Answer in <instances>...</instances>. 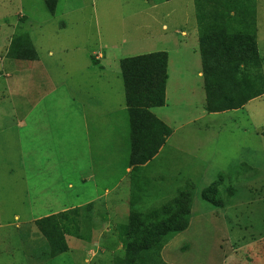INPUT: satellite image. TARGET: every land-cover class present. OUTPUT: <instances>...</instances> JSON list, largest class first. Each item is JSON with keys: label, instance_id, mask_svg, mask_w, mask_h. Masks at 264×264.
I'll return each mask as SVG.
<instances>
[{"label": "rangeland", "instance_id": "374dc122", "mask_svg": "<svg viewBox=\"0 0 264 264\" xmlns=\"http://www.w3.org/2000/svg\"><path fill=\"white\" fill-rule=\"evenodd\" d=\"M253 2L259 26L256 17L254 24L245 16L242 22L259 27L256 37L264 48V0ZM220 8L218 19L208 14L207 0H0V86L14 107L0 104V124L25 119L31 131L40 130L30 142L36 162L27 179L33 183L24 184L21 169L9 179L0 170V264H115L117 258L123 264H264V97L238 113H201L205 94L197 74L204 49L198 33L223 27ZM246 25L234 20L233 33ZM242 35L254 36L252 30ZM213 36L224 39L223 30ZM31 41L38 61H28L36 57ZM161 51L169 54L168 102L151 113L166 116L174 128L195 122L169 139L162 157L137 170L135 186L126 168L139 150L131 143L124 102H100L97 86L89 85L87 53L104 56L106 72L115 78L121 60ZM177 173L189 179L178 188ZM186 182H193V192L172 203ZM13 190L15 198H7ZM30 196L49 198L51 207L36 208ZM96 198L102 199L90 203ZM192 202L197 218L189 234L173 242L185 239L177 248L130 247L122 238L154 229L180 209H189L190 216ZM169 203L173 207L164 216H144ZM73 206L83 207L77 222L88 240L65 235L68 250L59 254L35 222Z\"/></svg>", "mask_w": 264, "mask_h": 264}, {"label": "trees", "instance_id": "16d2710c", "mask_svg": "<svg viewBox=\"0 0 264 264\" xmlns=\"http://www.w3.org/2000/svg\"><path fill=\"white\" fill-rule=\"evenodd\" d=\"M253 1L254 0H207L211 9L216 10L221 6L222 12L225 15L224 19L221 21L222 28L211 27L203 30L200 35V40L204 49L201 50L200 48V52L208 100L212 98L214 93L213 85L219 81V76L222 77L225 84H235L234 81L225 79V77L228 78L231 71L240 68L241 65L252 71L253 77L257 81L256 94L244 97L231 96L223 99L221 104L239 106L246 101L258 98L264 94V78L262 76L261 63L256 53L255 37L253 35L248 36L249 40H247L242 35L249 34L251 30L254 34V26L252 25L253 28H250L251 25L247 26L245 22H242V17L245 16L253 19L254 24V11H252L254 8ZM231 11H234V16L232 17L229 16ZM220 15L221 14H219V16ZM219 16L217 15L218 19ZM232 18L234 19L232 20ZM234 20L246 25V29L233 33V26L230 22H234ZM212 24L214 23L212 22ZM221 29L223 30L224 39L213 36V32H221ZM229 29H231V32L227 33L226 31ZM239 42H249L250 49L247 47L248 52H246L248 58L243 55L238 56L239 51L232 50L231 45H238ZM220 57L231 58V61L224 63L215 59ZM167 62L168 55L166 52H157L127 58L120 62L126 108L130 117V123L133 127L134 125H138L136 133L138 138L134 140L133 145L138 148L139 153L142 152L140 160L142 159L143 162L148 161L156 154L157 150L163 145L164 138L171 133L168 127L163 125L148 111L152 108L165 106V87L168 78ZM261 136L264 138V131L261 133ZM132 162L134 163L136 160L133 159ZM179 195L172 203L179 200ZM184 198L186 199L187 196L184 195ZM87 206L85 207L87 208ZM172 207L171 203L164 204L144 216H148V218L164 216L168 211L171 212ZM81 209H83V207L73 208L35 222L48 242L56 246L59 254L67 252L68 250L64 239L65 235L76 237L80 240H88L79 234L77 219L80 216L79 211ZM189 211V209L186 212L181 209L177 210L173 214H170L165 220L158 223L154 229L143 228L140 231H134V234L131 235H124L123 233L122 238L130 241V247L133 243H136L145 246L147 250L150 247L156 246L158 249H161L164 245L169 243L173 236L183 232L188 227ZM115 264H123V261L117 258Z\"/></svg>", "mask_w": 264, "mask_h": 264}, {"label": "crops", "instance_id": "0c3cea01", "mask_svg": "<svg viewBox=\"0 0 264 264\" xmlns=\"http://www.w3.org/2000/svg\"><path fill=\"white\" fill-rule=\"evenodd\" d=\"M163 1L169 2L171 0H163ZM206 10H204V11H206ZM198 12H199V10H198ZM207 12L209 15H212V16L217 15L216 10L208 9ZM220 13H223V12L220 11ZM196 16H197V14H196ZM229 16L230 17L234 16V11H231L229 13ZM254 17H256L255 18L256 24L259 26V24H258V10L257 9L254 12ZM198 22L199 21L197 20L196 24ZM200 24H201V27H203V22H201ZM67 25H68V23H67ZM231 25H233V22H231ZM59 27L65 28L66 23L64 21H62L61 23H59ZM258 29H259V27L254 28V37L256 39L255 40V42H256L255 46H256V53H257V56L259 57L261 67H262V76L264 78V48H259V45H258V41H257V37H256L258 34ZM197 33H198V31H197ZM182 35L186 36V33L182 32ZM200 35L201 34L198 33V41L200 40ZM248 43L249 42H243L240 44V47H239L243 52L242 55L245 57H247L246 56L247 55L246 52H248L247 47L250 49V44H248ZM231 46H232L233 51L234 50L239 51L237 49V47H238L237 44H234ZM31 49L34 52L36 57L34 59L33 58L28 59V61H38L39 60V54L37 53L35 45L33 44L32 41H31ZM155 53H157V52H155ZM149 54H152V53H149ZM167 55H168V62H169L168 52H167ZM87 56H88L89 63H90V66L88 67L89 68L88 72L93 73L92 78L89 82V85L92 86V88H93V86H97V90L99 92L98 93V99L100 100V102H102L104 104V106H112L114 101H117L118 105L121 106L124 102V105H125L124 107H125V110L128 114V111L126 108L125 90H124V84H123V80H122V76H121V71H120V75H117L115 78H114V76H111L112 77L111 78L110 75L107 74V72H106V70H107L106 65L103 63L104 56L95 55V53H93V52H88ZM21 59H24V57H16L13 60H21ZM216 60H219L220 62L227 63V62L231 61V58L229 59L226 57H224V58L220 57V58H217ZM168 62H167V76H168V78H167L166 87H165V106L168 102V83L170 80L169 75H168ZM197 76L203 80V90H204V94H205L204 107L201 110L203 117L218 118V117L225 115L229 112L238 113L245 108L247 103L257 99V98L251 99L249 101H246L245 103H242V105H239V106H227V105L221 104L223 99L229 98L231 96L232 97L233 96L244 97V96H252V95L256 94V92H257V83L256 82L257 81L253 77L252 71L250 69L244 68L243 65H241L240 68L231 71L228 78L225 77V79H230V80L234 81L235 84H228L227 85L224 83L222 77L219 76V78L221 80L219 79V81L213 85L214 93L212 95L211 100L207 99L206 82H205V76H204L203 70H201V72H199L197 74ZM115 80H116V83H114ZM121 83H122V88H121ZM115 91H117L116 94H118V95H117V97L112 98ZM261 97H264V94H262L258 98H261ZM7 102L9 103V105L11 106V108L14 111L12 98H11L7 88L0 86V104H5ZM164 107H160L158 109H161ZM152 109H157V108H152ZM152 109H149L148 111L151 113ZM152 115L158 121H160L163 125L168 127L169 130L171 131V133L169 136H166L164 138L163 145L157 150L156 154L151 159H149L148 161L143 162L142 159L140 160V155L142 157L141 151H140L141 153H139L137 155L138 159H137V156L133 157V158H131V156L129 157L128 167L126 168V171L129 174L130 173L132 174L130 183H134L135 186H137L136 185V177H137V175H139V172H137V170H141V169L149 167L151 162L155 161L159 155H160L159 157H162L161 155L164 153L165 147L169 143L168 142L169 139L172 140L177 132H180L184 127L189 126L195 122L194 120L190 119L188 122L182 123V125L174 128V127H171L170 125H168V122H167L168 119L166 118V116L160 117V116H157L154 114H152ZM128 118H129V125H130V127H129L130 128V135H131L130 137L132 139L131 143L133 146V139L136 140L138 138V135L136 134L137 129L135 131V128L133 126H131L129 114H128ZM222 125H224V124H222ZM205 126H208V124L206 123ZM211 128L214 129V126L205 127V130L210 131L209 129H211ZM263 131H264V129L260 132V135ZM39 134H40V130H38V129L32 130V131L30 130L29 124H28L27 120H25V119L16 120L14 123H11L9 125L0 124V170L4 171V177L5 178L9 179L11 173L14 172L15 169H21L22 173H23L22 180H23L24 184L29 185V184L33 183V178L27 179L29 176H31L30 173L33 172V166L35 165V162H36L34 159V156L30 153L33 150L30 142L34 138L35 139L39 138ZM133 134H134V136H133ZM260 137L264 140V138L262 136H260ZM181 144H184V143H181ZM35 149H37V148H35ZM11 151H13L12 155H10ZM215 151L220 152V150H215ZM185 154H190V153L187 151ZM133 159L136 160V162L133 163L132 162ZM43 161L40 164L41 166L44 163ZM33 162H34V164H33ZM42 169H44V167H42ZM177 176H178V178H180L179 179V185L176 186L177 188L181 187V185L183 184V182L185 180H189L187 177L183 178L180 173H177ZM184 184H186L185 189H183V190L180 189L179 192L177 193V195H175V197H173L171 199V201L174 200L179 194H181L183 192H185V193L186 192H193V190L190 189V187L193 185V182L191 183L192 185L190 183L188 184V182H186ZM214 185H213V187L210 186L203 191L211 190V188H214ZM259 189H260V191H264V181L259 184ZM176 191H178V189ZM14 192H16V190H13V192L9 193L7 198L14 199L15 198L14 194H12ZM1 193H2V191L0 190V194ZM30 199H32V200H34V202L38 203L36 208L48 209L51 207V205L48 203L49 198H44V199L40 200L39 197H36V196L31 197L30 196ZM101 199L96 198L93 201L91 200L90 203H94V202L99 201ZM161 206L162 205H160V207ZM61 207H64V206H61ZM193 207H194V202H192L191 206H190L191 215L189 216L188 227L183 232L178 233L175 236H173L170 239L169 243H167V245H165L164 249L166 247H171V245H173V249H174V248H177L178 246H180L181 244H184V242H186L185 239L182 238L180 245H178V244L174 245L173 244V242L178 237H181L182 235H183V237H186L189 234V232L191 231V229L193 228L195 218H197V216H194L192 214ZM73 208H74V206H73ZM128 209H129V207H128ZM213 219H215V218H213ZM217 220H212V221H215V223H217L218 222ZM79 241L82 242L81 240H79ZM169 264H172V263L169 262ZM174 264H175V262H174Z\"/></svg>", "mask_w": 264, "mask_h": 264}]
</instances>
